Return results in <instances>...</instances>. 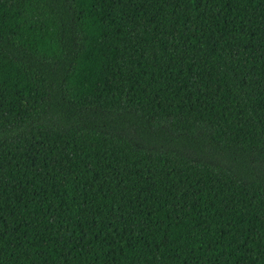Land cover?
Segmentation results:
<instances>
[{
  "label": "trees",
  "instance_id": "obj_1",
  "mask_svg": "<svg viewBox=\"0 0 264 264\" xmlns=\"http://www.w3.org/2000/svg\"><path fill=\"white\" fill-rule=\"evenodd\" d=\"M0 264H264V0H0Z\"/></svg>",
  "mask_w": 264,
  "mask_h": 264
}]
</instances>
